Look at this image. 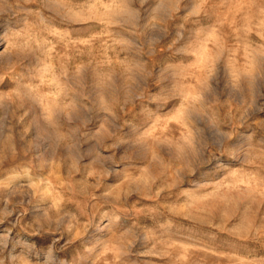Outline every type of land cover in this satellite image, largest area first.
I'll list each match as a JSON object with an SVG mask.
<instances>
[{
  "label": "rangeland",
  "instance_id": "1",
  "mask_svg": "<svg viewBox=\"0 0 264 264\" xmlns=\"http://www.w3.org/2000/svg\"><path fill=\"white\" fill-rule=\"evenodd\" d=\"M0 264H264V0H0Z\"/></svg>",
  "mask_w": 264,
  "mask_h": 264
}]
</instances>
